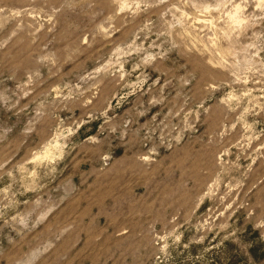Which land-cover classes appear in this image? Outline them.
<instances>
[{"label":"rangeland","instance_id":"1","mask_svg":"<svg viewBox=\"0 0 264 264\" xmlns=\"http://www.w3.org/2000/svg\"><path fill=\"white\" fill-rule=\"evenodd\" d=\"M0 264H264V0H0Z\"/></svg>","mask_w":264,"mask_h":264}]
</instances>
